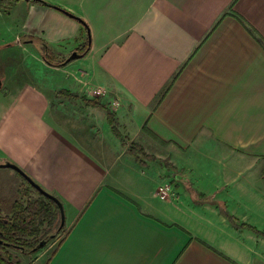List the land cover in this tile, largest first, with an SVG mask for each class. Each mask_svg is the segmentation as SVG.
Listing matches in <instances>:
<instances>
[{"label": "crops", "instance_id": "1", "mask_svg": "<svg viewBox=\"0 0 264 264\" xmlns=\"http://www.w3.org/2000/svg\"><path fill=\"white\" fill-rule=\"evenodd\" d=\"M52 2L89 31L26 1L20 29L61 57L90 41L68 69L45 64L67 74L52 93L84 91L88 81L119 95L120 125L170 169L130 154L126 168L142 178L126 182L115 169L121 153L60 123L51 94L25 79L4 97L0 164L62 202L64 241L35 260L2 247L0 264H264V237L240 227L264 232V0ZM1 170L10 194L24 187ZM165 184L163 200L156 190Z\"/></svg>", "mask_w": 264, "mask_h": 264}, {"label": "rangeland", "instance_id": "2", "mask_svg": "<svg viewBox=\"0 0 264 264\" xmlns=\"http://www.w3.org/2000/svg\"><path fill=\"white\" fill-rule=\"evenodd\" d=\"M42 1L53 4L52 0ZM22 4L25 5V1L4 0L2 5L0 0V82H2V87L0 89V112L3 107L4 97L6 96V93H9L11 97L14 92H18L20 90V86L26 83L24 81L25 79L27 80V82L36 83L37 81L41 88H43L48 94H51L50 99L52 101V104H54L53 106H51V111L54 113L55 118L60 119L58 120L60 121V123H66V125L71 128L72 131L76 132V134L79 133L80 135H82L81 133H83V135L86 137H93V139H91L93 141L103 142L104 147L106 148L107 152H110L111 156L115 153H121V156L118 159L116 158L115 169L119 170L120 172L122 171L126 182L133 184L135 181L141 180L142 177H139L133 171H129L126 168L127 164L125 165V163L131 162L128 147L123 148V146H121V142L113 136L109 124L106 121L107 115L103 110V112H99L97 110L98 108H91L85 105V103L80 99H67L64 95H61L63 96V98H57L54 94H57L58 90L52 93V89L64 85L63 83L65 82L67 74L63 71H48L46 67L48 64L43 60L41 54L43 46H39L36 43L38 42L37 39L41 40L40 37H37V35L39 34H29L28 32H23L22 29H20L22 27V20L24 18H27L28 14L26 8L27 6L23 7ZM32 4L33 6L39 5L34 3ZM16 6H19V8L17 9ZM8 9L9 12H6V10ZM31 37L33 39H30ZM82 39L83 42L84 40H86L83 36ZM17 40H20V44L16 42ZM78 40L80 39L78 38ZM30 41H32V43ZM73 44L74 42H71V45ZM66 45L67 43H65L63 47L66 48ZM49 50L55 59L59 58V60H61V58H64V56L60 58L59 55H57L56 53V48H52L50 45ZM69 55L65 56V58L67 57V60L70 58ZM42 62L44 64H42ZM68 65L69 63L59 68H65L63 70H66L68 69ZM81 89L84 91H79L80 93L72 91L71 92L77 94L78 98L85 97L87 99H98L100 102L105 103L109 110H111L115 114L116 126L122 136L127 139L128 145H131L133 142H136L131 140L132 138L129 137L126 129L123 128L117 120L118 118L116 117V112L121 107L122 103V100L119 95H111L112 93L110 94V92L104 89V87L99 85H93L88 81H86V87H83ZM59 98L64 100L62 102V106L61 103H59V105L56 104V102L58 103L61 101L58 100ZM87 134H90V136H88ZM81 140L82 139H80V141ZM144 147L148 154L158 155L155 161H152V159H154L152 156L151 158H143V160H146L145 164L148 165L147 167H152L156 171H161L165 168H169L168 161H165L163 159V155H161L159 151L155 150L154 148H151L149 145H145ZM133 160L135 161V159ZM1 171L3 170H1L0 168V176H2V178L0 177V209L2 214L11 215L13 205L15 203L14 200L19 199L20 201L24 202L23 204L25 207L27 203L26 200H33V198H37L38 195L33 192L31 193L32 197L34 196L33 198L27 195H23V189L26 186V183L24 184V187L19 186V190H17L14 195L10 194L8 191H6V188L8 186L7 183H4L3 181L4 178ZM5 171L17 174L11 169H5ZM150 174L151 172L148 171V175ZM140 176L144 177V175ZM158 189L159 187L157 188L156 192L158 191ZM55 230L56 228L52 230L51 233H53ZM63 233L58 235L55 240L48 243V245H45L38 252L26 255L25 257L33 260H35V258L37 257H49L57 247V244L60 239L63 238ZM0 249H2L1 246ZM5 249L8 252L16 251L15 249L7 247H5ZM12 260L14 261L13 257ZM45 260L46 258H41L39 259L37 264H44Z\"/></svg>", "mask_w": 264, "mask_h": 264}, {"label": "trees", "instance_id": "3", "mask_svg": "<svg viewBox=\"0 0 264 264\" xmlns=\"http://www.w3.org/2000/svg\"><path fill=\"white\" fill-rule=\"evenodd\" d=\"M3 1L1 0V4L3 5ZM16 1V0H15ZM34 4H39L41 6L49 7L55 9L68 17L74 19L79 22L85 31L88 32V28L86 23L77 16H73L72 13L68 12L65 9H62L54 4H45L42 0H32ZM1 5V6H2ZM3 7V6H2ZM12 7V6H11ZM10 9V8H9ZM9 9L6 12H9ZM73 16V17H72ZM26 35V34H25ZM30 39H33L32 37ZM38 45H42V57L43 60L52 67H63L65 64L67 57L61 58V60L55 59L51 54L48 44L43 42L42 40H38ZM89 39L85 41L80 48L75 51L79 53L81 56H84L85 51L89 48ZM48 48V49H47ZM47 49V50H46ZM72 54V53H71ZM71 54L69 56H71ZM56 97H62L64 95L67 99H80L85 103V105L91 108H98L103 110L106 113L107 123L113 133V136L121 142V145L124 148L128 147L129 153L134 156L136 161L141 165H146V160L143 158L151 156L154 158L152 161L157 159L155 156L150 155L146 152L143 145L137 142H133L131 145H128L127 139L122 136L116 126L115 114L109 110L105 103L100 102L98 99H87L85 97L78 98L77 94L72 93L70 90H59ZM146 131V129H144ZM150 160V159H149ZM24 179V178H23ZM26 186L23 189V195H27L32 197L31 193L37 194V198H33V200H26V206L24 207V202L18 200L14 203L11 215H4L0 209V244L1 247H7L15 250H19L24 255H30L33 250L44 240L47 241V244L51 241L55 240L58 235L63 233L65 226L62 229H59L61 224V213L59 207L55 202L46 198L42 194H40L37 190H35L30 184L24 179ZM241 228L248 229L253 233L263 236L264 232L257 230L256 228L249 225H241ZM56 230L51 233L52 230ZM54 235V237H52ZM64 240H61L58 243L59 247ZM56 253V249L52 252V255ZM1 261H5L3 258H0ZM6 262V261H5Z\"/></svg>", "mask_w": 264, "mask_h": 264}, {"label": "water", "instance_id": "4", "mask_svg": "<svg viewBox=\"0 0 264 264\" xmlns=\"http://www.w3.org/2000/svg\"><path fill=\"white\" fill-rule=\"evenodd\" d=\"M26 2H30L31 0H25ZM45 2V1H44ZM45 4H49L48 2H45ZM73 15V14H72ZM74 16V15H73ZM72 16V17H73ZM18 44H20V40L16 41ZM32 43V41H30ZM81 55L77 52H73L70 56V58L65 62V64L70 63L71 61L80 58ZM2 87V82H0V89ZM0 168L1 169H12L15 172H17L18 174H20L29 184L30 186H32L35 190H37L40 194H42L43 196H45L46 198L52 200L53 202H55V204H57V206L59 207L60 213H61V224L59 229H62L65 226V212H64V207L62 202L55 197L54 195L50 194L49 192H47L46 190H44L40 185H38L34 180H32V178H30L21 168H19L18 166H16L15 164H12L10 162H5V163H1L0 164ZM54 237V235L52 236ZM2 242L0 241V244ZM47 244V241L44 240L42 241L34 250L33 252H38L40 249H42L45 245Z\"/></svg>", "mask_w": 264, "mask_h": 264}, {"label": "built area", "instance_id": "5", "mask_svg": "<svg viewBox=\"0 0 264 264\" xmlns=\"http://www.w3.org/2000/svg\"><path fill=\"white\" fill-rule=\"evenodd\" d=\"M170 190V185L165 184L159 187L158 191L156 194L161 198V199H166L168 197V193Z\"/></svg>", "mask_w": 264, "mask_h": 264}, {"label": "flooded vegetation", "instance_id": "6", "mask_svg": "<svg viewBox=\"0 0 264 264\" xmlns=\"http://www.w3.org/2000/svg\"><path fill=\"white\" fill-rule=\"evenodd\" d=\"M16 251H19V250H16ZM20 252V251H19Z\"/></svg>", "mask_w": 264, "mask_h": 264}]
</instances>
